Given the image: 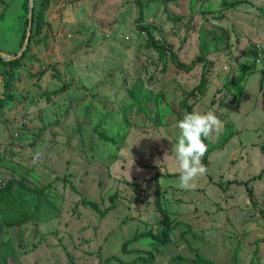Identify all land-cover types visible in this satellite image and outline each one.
I'll return each mask as SVG.
<instances>
[{
  "label": "rangeland",
  "instance_id": "1",
  "mask_svg": "<svg viewBox=\"0 0 264 264\" xmlns=\"http://www.w3.org/2000/svg\"><path fill=\"white\" fill-rule=\"evenodd\" d=\"M244 1L223 12L219 1L193 11L191 0H49L13 78L0 62V190L17 181L41 191L15 185L0 204V264H106L113 255L135 264H197L199 255L208 264H264V86L248 53L264 46V0ZM24 2L0 0V52L10 57L23 48ZM141 12L185 65L208 32L210 63L185 72L161 60L137 28ZM203 72L206 92L189 99ZM242 74L238 104L227 89ZM186 99L221 121L206 143L207 172L189 190L164 178L180 173L172 148ZM157 174L180 225L167 246L145 238L125 253L131 238L162 231Z\"/></svg>",
  "mask_w": 264,
  "mask_h": 264
},
{
  "label": "trees",
  "instance_id": "2",
  "mask_svg": "<svg viewBox=\"0 0 264 264\" xmlns=\"http://www.w3.org/2000/svg\"><path fill=\"white\" fill-rule=\"evenodd\" d=\"M213 1H219L220 5H221V10L224 11H228L231 9H235L240 5H243L245 3L244 0H191V8L194 11L197 7H199V5L201 6H205L206 4H209L210 2ZM49 3V0H40V8L39 10H37V8L35 7V0H34V19H33V26H35V30H33L32 28V36H31V40L34 37V34H38L40 32V29L42 27V11H44V9L46 8L47 4ZM29 4H30V0H25L24 4H23V8L25 9L26 12V19H25V27L27 29L28 27V13H29ZM137 28L140 32L146 33L147 34V39H148V44L146 45L147 48H151L154 49L158 55L159 58L161 60L166 59L167 57H170L171 61L174 63V65L176 66L177 70H183L185 72H190L194 67L198 66V65H204L207 66L210 63V60L208 59V55H209V51H210V43L207 40V37L209 35L208 32H201L200 34V53L199 55H197L193 61L191 62L190 65H185L183 63H181V61L178 59V56L176 53H174L173 51H171V49L165 47L163 45V43L157 39L153 33V31L151 30L150 27H147L146 25L143 24V15L141 12V15L138 19V25ZM25 29V33L23 35V40H22V45L25 42L26 39V33L27 30ZM29 46L27 48V50L24 52V54L20 57L17 58L15 60H11V61H4L1 57H0V62L9 67V71L4 72L3 76L9 74L11 77L15 75L14 73V69L17 68L18 66L21 65V63L23 62V60L26 58V56L28 55L29 52ZM249 55L252 57V59L255 62V54H256V50H255V45L254 47L248 51ZM17 55V54H16ZM14 55V56H16ZM256 64V62H255ZM257 65V64H256ZM258 66V65H257ZM260 67V66H258ZM260 69H262V78L260 80V85L261 88L264 86V69L262 67H260ZM205 72H203L202 74V80L199 86H197L196 88L193 89V91H191L189 93V99L195 97L197 99V96L201 95L203 96L204 93L206 92L205 89ZM244 74L240 75L239 77L232 79L230 82V86L227 89V93L231 94L233 96V100L236 103H241V95H242V82L244 81L243 79ZM13 78V77H12ZM7 85H9L8 83H6V87H8ZM8 90V89H7ZM204 90V92H203ZM12 97V96H10ZM133 98L135 100V106L137 109V111H143L142 110V106H141V96L140 93L135 92V94H133ZM184 104L186 105L187 111L188 112H192L194 105H190L188 99H186V101L184 102ZM225 104V103H223ZM222 104V105H223ZM4 107V101L3 99L0 100V108ZM228 129V127H227ZM227 136L230 135H226ZM111 143H115V140L110 138L109 139ZM208 141L205 140V143H207ZM203 163L204 165L207 167L208 166V162H207V158H203ZM180 173H175V174H168L166 177L162 176L161 174H157L154 177L153 183L154 185V194H155V199L153 204L155 205V208L160 216V224L162 226V231L159 234H154L152 231H149L148 233H142L138 236H135L134 238H131L129 241H126L123 245V252L127 253L128 251V246L131 243H134L136 241H141L144 240L145 238H151L157 245H161V246H167L170 243V236L171 233L180 225V223H175L173 222V220L170 217V214L168 213V210L165 209L164 205H163V201H162V197H163V193L162 192V186H161V179L164 178H177L179 177ZM164 177V178H163ZM260 176H258L259 178ZM15 185H20L23 189H26L32 193H41L40 190H36L34 188L28 187L27 185H25L23 182H15V181H9L5 184V186H3V188H1L0 190V204L3 203L4 199L7 198L9 196V194H11L13 188ZM250 192V198H252V190H249ZM89 205L91 206V208L94 211H98V207L96 204L90 202ZM106 212H102L101 214L104 215ZM13 223H7V228L10 229L11 227H13L14 225H12ZM1 228H0V232H1ZM189 232V231H188ZM148 241V240H146ZM198 253V252H197ZM150 255L152 256V253H150ZM138 263L143 262V263H149L150 259H146V258H142L139 257L137 259ZM112 261H119L121 264H135V262L132 263H125L123 261H121L120 258H118L116 255H113L111 257H108L106 259V264H109ZM209 261L205 258H202L200 255L198 257V262L197 264H208Z\"/></svg>",
  "mask_w": 264,
  "mask_h": 264
},
{
  "label": "clouds",
  "instance_id": "3",
  "mask_svg": "<svg viewBox=\"0 0 264 264\" xmlns=\"http://www.w3.org/2000/svg\"><path fill=\"white\" fill-rule=\"evenodd\" d=\"M220 124L221 121L212 111L193 110L185 113L178 121L179 137L172 152L180 169L178 187L181 189L195 188L197 178L207 172L202 163L207 151L205 140L213 139L214 133L219 131ZM168 157V153H165L163 161H167ZM36 159H39V154L34 158Z\"/></svg>",
  "mask_w": 264,
  "mask_h": 264
},
{
  "label": "water",
  "instance_id": "4",
  "mask_svg": "<svg viewBox=\"0 0 264 264\" xmlns=\"http://www.w3.org/2000/svg\"><path fill=\"white\" fill-rule=\"evenodd\" d=\"M33 19H34V2L33 0H30V4H29V13H28V28H27V33H26V39L22 48V51L17 54L14 57H10L9 55L0 52V57L4 60V61H11V60H15L17 58H20L24 52L27 50L29 44H30V40H31V35H32V28H33Z\"/></svg>",
  "mask_w": 264,
  "mask_h": 264
},
{
  "label": "built area",
  "instance_id": "5",
  "mask_svg": "<svg viewBox=\"0 0 264 264\" xmlns=\"http://www.w3.org/2000/svg\"><path fill=\"white\" fill-rule=\"evenodd\" d=\"M255 50V62L258 66L264 69V46L257 45V47H255Z\"/></svg>",
  "mask_w": 264,
  "mask_h": 264
}]
</instances>
